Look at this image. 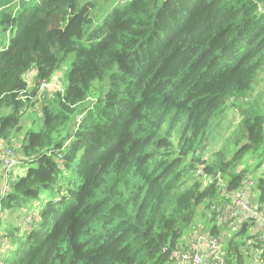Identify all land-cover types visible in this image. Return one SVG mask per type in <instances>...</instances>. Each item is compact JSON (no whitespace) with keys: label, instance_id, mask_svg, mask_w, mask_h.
Masks as SVG:
<instances>
[{"label":"trees","instance_id":"obj_1","mask_svg":"<svg viewBox=\"0 0 264 264\" xmlns=\"http://www.w3.org/2000/svg\"><path fill=\"white\" fill-rule=\"evenodd\" d=\"M96 5L0 0V142L30 165L0 212L45 201L6 264H172L200 214L218 235L212 206L250 171L264 214V0H119L93 26ZM71 54L65 90L39 97ZM230 104L241 124L207 156ZM31 108L40 128L20 134ZM234 237L227 263L250 264Z\"/></svg>","mask_w":264,"mask_h":264},{"label":"rangeland","instance_id":"obj_2","mask_svg":"<svg viewBox=\"0 0 264 264\" xmlns=\"http://www.w3.org/2000/svg\"><path fill=\"white\" fill-rule=\"evenodd\" d=\"M95 1L97 3L96 7L93 9L94 11V23L93 26H97L102 24L105 15L109 11L110 8H112L113 5H115L119 0H79V6H83L87 2H93ZM75 54H71L64 63L58 68L59 70L56 72L55 76L46 83L45 88L46 90L44 92H41L39 97L43 98L44 93L47 91V94L53 93L57 91V89L62 88V91L65 90V85L67 82V74L71 70V66L73 64V61L75 60ZM97 82V81H96ZM97 83H100L99 81ZM105 85H108V80L105 81ZM33 86L32 82H29V88ZM61 90V89H59ZM252 96L254 98H259L260 101L264 102V70H262L259 73L258 79L256 81L254 90H252ZM92 99L87 100L82 105L81 112L86 110L88 107L91 106ZM13 109L11 107H3L1 110V114L6 115L12 113ZM213 127L211 129V132L208 133L207 142H208V152L207 156L211 157V154L214 150L220 149L224 147L226 144L230 143V138L233 136L234 131L240 126L241 122V111L231 104L229 105L226 112L222 115V117H215L213 118ZM43 120L42 112L39 108H31L27 111V113L23 116L21 119V127L22 132L20 134H25L29 131H38L39 126L41 125V122ZM0 151L5 147L4 144H0ZM236 147V146H235ZM232 149H234L233 146H231ZM235 150V149H234ZM234 150L231 152L233 153ZM209 158V157H208ZM18 159V157H17ZM257 161H259L257 158H254ZM19 162V159H18ZM1 164V163H0ZM30 167L28 164H24L23 162H19L16 169L11 173V175L15 174H21L24 175L27 171V169ZM248 167L256 168L255 163L251 161V163L248 165ZM4 170V167H3ZM1 169V179H0V185L2 181V172ZM256 172V169L254 170ZM254 172V173H255ZM257 172H261L260 170H257ZM254 176L253 172H249L248 176L246 178H252ZM258 176V175H257ZM253 201H256V193H254V196L252 197ZM38 206V203L35 200H31L27 203L28 207L25 209L24 207L18 208L16 210H5L3 213H5L4 221L2 220V223L4 224V229H2V239L1 243H3V258L10 253L12 249H14V241L24 235L27 230H31L32 228L37 227V224L34 225H26V223L23 222L24 217L27 218L28 215H33V213L38 212L42 206ZM200 211H203L200 209ZM30 212V213H29ZM34 216V215H33ZM213 225L211 223H208L206 219L203 218V215L200 214L197 218L194 224L192 225V230H190L188 233H186L183 238V244H189L194 243V240L197 236H205L210 237V229ZM244 225L239 226L238 228H233L231 230L232 236H243L247 238V236L254 230L253 228H246L244 229ZM20 229V230H16ZM238 235H235V233L239 232ZM244 231V232H243ZM212 237V236H211ZM219 237V234L217 235ZM14 239V240H12ZM11 242L13 245L12 248L9 247L6 249V246L8 243ZM221 244L225 245L224 241H221ZM5 245V247H4ZM3 263H5V260L3 259Z\"/></svg>","mask_w":264,"mask_h":264},{"label":"built area","instance_id":"obj_3","mask_svg":"<svg viewBox=\"0 0 264 264\" xmlns=\"http://www.w3.org/2000/svg\"><path fill=\"white\" fill-rule=\"evenodd\" d=\"M44 85H46V83L43 84V86ZM0 163L4 167L1 181V193L4 195L8 193V190L12 187V183L16 179L17 174L11 175V173L19 164L17 154L12 147L5 146L1 149ZM198 173H201V171L199 170ZM245 179L246 180L243 182L241 188L231 191L221 201L213 204L210 216L218 220L219 226L229 220H232L234 217H238L241 213H249L250 216L252 215L257 218H264V214L259 211L252 198L254 196L252 188L255 185V182L251 178ZM35 221V217L31 214L25 218L24 223H26V225H34ZM1 234L2 229L0 226V264H4ZM257 236L264 255V232L259 233ZM203 241L209 245L210 250L213 252V256L216 257L218 261V264H228L225 257L226 251L221 244L220 237L217 236H210L209 238L205 236H197L191 249H175V251H173L170 255L172 264H205L201 251ZM10 247L12 248L11 243Z\"/></svg>","mask_w":264,"mask_h":264},{"label":"crops","instance_id":"obj_4","mask_svg":"<svg viewBox=\"0 0 264 264\" xmlns=\"http://www.w3.org/2000/svg\"><path fill=\"white\" fill-rule=\"evenodd\" d=\"M0 144H3L0 142ZM1 148V147H0ZM1 169L0 166V179H1ZM226 186V184H224ZM1 190V185H0ZM30 213V212H29ZM5 213L0 212V217H3V221ZM26 217L22 218L23 222ZM251 216L249 213H241L238 217L232 218L231 221H228L219 227V237L221 241H224L225 245H223L224 249L226 250V244L230 242L232 239L231 230L233 228H238L241 225L249 224L248 227L253 228V233L249 234V239L245 237L235 236L233 241L234 242H241L243 245L241 246V253L246 257V260L250 264H264V255L262 252V248L258 242V234L264 232V218H257L255 222H251ZM4 224H2L1 229H4ZM14 243V242H13ZM193 242L189 244H180L181 250H189L192 248ZM12 246V244H11ZM201 251L205 260V264H218L216 257L213 256V252L210 250L209 245L203 241L201 245Z\"/></svg>","mask_w":264,"mask_h":264}]
</instances>
